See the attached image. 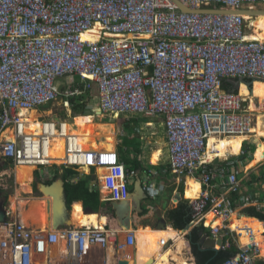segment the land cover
<instances>
[{
    "label": "built area",
    "instance_id": "1",
    "mask_svg": "<svg viewBox=\"0 0 264 264\" xmlns=\"http://www.w3.org/2000/svg\"><path fill=\"white\" fill-rule=\"evenodd\" d=\"M260 4L264 0H0V160L34 166L32 177L41 182L61 167L88 169L99 182L93 189L106 193L104 201H129L137 171L127 169L118 150L84 149L74 133L70 98L95 85L102 115L139 123L163 119L172 174L201 180V196L189 200L193 229H210L204 241L222 238L218 252L233 244L239 249L223 264L264 262L253 229L245 227L252 243L243 246L230 226L238 208L264 212V178L246 184L236 171L246 142L256 143L255 113L243 109L239 93L222 87L225 81L264 82V41L249 38L246 19L247 9ZM97 28V41L83 40ZM76 77L83 88L70 82L63 90L57 83ZM61 99L65 114H39ZM32 111L38 114L34 123ZM33 125L38 128L29 132ZM213 137L246 140L238 156L210 159V151L218 153L215 145L210 149ZM58 140L66 150L61 164L50 155ZM164 191V184L145 187L151 198ZM4 210L0 264H118L127 248L134 257L137 252L136 230L122 228L123 241L106 225L39 230ZM209 213L222 225L214 227L215 219L207 226ZM243 216L248 217L237 212L238 219ZM161 246L164 253L173 240ZM110 247L117 252L114 263ZM191 254L190 264H196Z\"/></svg>",
    "mask_w": 264,
    "mask_h": 264
},
{
    "label": "bare ground",
    "instance_id": "2",
    "mask_svg": "<svg viewBox=\"0 0 264 264\" xmlns=\"http://www.w3.org/2000/svg\"><path fill=\"white\" fill-rule=\"evenodd\" d=\"M253 9L254 8H252L251 10H253ZM246 19L250 20L251 18L249 16H247ZM250 26L252 28V32H251L249 38L252 40L264 41V14H261L258 17H256L253 20L252 24H250ZM99 34L100 33H99L98 28H97L96 30H94L91 33L90 32L85 33L82 38H83V40L97 41L100 37ZM240 95L242 98L243 109L247 112H254L256 110V104L257 103L255 104V100L251 96L250 91L246 85L241 86ZM261 96H263V95H260L259 97H261ZM59 104H61V103H59ZM55 108H56V105H52L50 107V111L53 113L55 111ZM98 112H100V111H98ZM37 116H38V114L36 111L30 112V116H29L30 122L34 123L36 121V119L38 118ZM74 122L76 125L79 126V129L82 130L79 137H80V142H81L84 149H86V150H89V149H91V150L106 149L109 151L113 150L114 145L116 144V141H115V135L111 131H107L104 134L102 141L97 142V140L95 139V136H96L95 132L93 131L94 124L90 121L89 118L77 117ZM37 128L38 127L36 125H33L30 127V129L28 131L32 132L33 130H36ZM74 132H76V131H74ZM253 133H255L256 137L259 139L260 130L258 127V123H255V128L253 130ZM244 140H246V138H244V137H237V138H231V139H225V140H218V139L213 137L210 139V142H209L210 143V149L213 148V146L215 145V148H216L218 153H217V155H213V154H211V151H210L208 155H210V159H214V158L224 159V158H227L229 156V153L234 156V150L236 149V146L241 145L240 148L242 150V142H244ZM104 141H105V143H103ZM233 142H237L234 145V150H233V145H232ZM258 148L260 149V159L264 160V142H260ZM235 152H236V150H235ZM50 155L53 159L56 160L55 162L57 164H61L66 157V150H65L64 142L61 140L56 141L54 144L53 150L50 152ZM7 164L11 165V167L13 168V173H16L17 184L20 186L21 190L24 192H29L31 189V184L33 182L32 174L35 170V167L34 166L33 167L32 166L16 167L10 163H7ZM87 170L88 169H85V171H87ZM0 175H2V174H0ZM198 182L199 181H196L194 179L187 181L186 196L190 200H197L201 196L202 186ZM31 199L32 198H30V201H25V200H21L19 198H16L14 204H12V205H13L14 210H18V213H20L21 218L24 220V222L36 227V226H38V223L40 222L38 220V217H37L38 214L40 213V211L43 208H46L47 206H46V201L44 200V198L41 200H37V199L31 200ZM38 199H40V198H38ZM36 209L39 211V213L36 212ZM45 214H46V212H45ZM234 214H237V213H234ZM72 217H73L74 225L77 227L90 226V225L100 227V226H105V225L109 224L108 217L103 216L102 218H100L101 216H99L98 214H87V213H85L83 205L81 203H76L73 205ZM44 218H45V216H44ZM215 219H216V215L214 213H209L208 216H206L204 218L205 222H208L209 226L212 225V223L214 222ZM233 219H234L233 224H235V226L237 228H244L245 229L246 226H249L251 228H254L256 226V222L253 220H250L249 218L239 220L237 217L233 216ZM36 220H38L39 222ZM44 221L46 222L47 220L45 219ZM49 221H51V220H49ZM231 222H232V220H231ZM70 223H72V218H71ZM221 225H222V219H219V220L216 219L215 222L213 223L214 227H218ZM39 226H40V224H39ZM262 226H263V223H262ZM41 227H43V226H41ZM262 229H263V227H262ZM167 230H169L168 233L171 234L170 237H172L174 246L172 248H169L168 250H166L163 253L162 252L163 248H162L161 243H160L161 241H159L157 238H155V239L152 238V240H151V238L149 236H150L152 230L150 228L144 229V231L146 233H148V236H147L148 240L149 239L150 240L142 243V241L137 237L138 238L137 249H139V250L142 249V250L148 251L150 254H152L153 258L151 259L146 255V256H140L141 258L137 259V260H144L145 259V262H147V264H190L191 257L188 254L189 246H188V243H187L186 239L184 238V236L181 233H179L177 230H174L173 228H170ZM113 232H117V231H113ZM153 232H154V230H153ZM118 233H119V235L123 234L122 236H123V238H125L124 237L125 233L122 231V229L119 230ZM125 251L124 252L126 253L125 256H126V260L128 261V264H135V262L133 261V257H132L133 255L131 253L132 249L127 248ZM124 252H121V255ZM115 254H117V252H115V249L110 247L109 257H110V261L112 263L115 262ZM123 259H125V258H123ZM40 264H45V263H40ZM139 264H141V263H139Z\"/></svg>",
    "mask_w": 264,
    "mask_h": 264
},
{
    "label": "rangeland",
    "instance_id": "3",
    "mask_svg": "<svg viewBox=\"0 0 264 264\" xmlns=\"http://www.w3.org/2000/svg\"><path fill=\"white\" fill-rule=\"evenodd\" d=\"M253 8H254L253 10H251L252 8H248L247 10L250 13H248L246 15V17L249 16L251 18L250 20H247V26H248L249 33L252 32V28H251L250 24H252L253 20L256 17H258L259 15H261V13L264 14V4L256 5ZM251 12L257 13L258 16L251 15ZM76 79H77V77L71 78V79L70 78H61L57 81V83H60L61 88H63V87L68 88L71 86L70 82L74 83V81ZM83 94L85 96L84 100H86L89 103V108L87 109V110H89V112H86L85 114H87V113L92 114V112L94 113L93 116L95 117V119L93 118L92 115H89L88 118L94 124L93 131L95 132V135H96L95 139L97 140V142H99L101 139H103L104 134L107 131H110L111 127H112V129L115 127L117 132H119L118 127H120V128L125 127L126 128V135L125 136L120 135L118 137V139H120V141H121V147L123 148V152L125 153L126 156H128L131 154V151H132L131 146L133 145V144H131L130 139H132V138L133 139L136 138L137 140L141 139V138H143V136L144 137L147 136L146 131H148V132L151 131L148 127L143 125L146 128V131L144 130V132L142 134L138 131L135 132L134 131L135 128L132 127L131 125L125 126L126 116H121L119 119H114L112 117L104 116L102 114L96 113L97 110L93 111L92 109H96V106L94 105V103L100 102V99L98 96V90H97V87L95 85L93 86V88L89 92L86 91ZM59 103H61V104H59ZM54 105H56L55 111L53 112L55 115H61L63 113L65 114V108L63 106V100L62 99L58 103H55ZM50 113L52 114V112L50 111V107H49V108H43V110H40L39 114L44 116V117H47V116L51 115ZM255 115H257V114H254L255 123L260 124V122H259L260 116H255ZM127 116H129V115H127ZM158 119H162V118L160 117V118H157L154 120L155 130L152 131L153 133L152 132L149 133V135L146 138V141H144V143L141 144V146L144 149V156H142V160L146 163H149L152 165L154 164V166H156L155 169H158L157 171L159 172L160 166L168 163L169 152H168V147H167L166 135H165L163 128L161 127V122H159ZM76 127H77V129L75 130L76 132H74V133L79 136L81 134L82 130L79 129L78 125H76ZM261 128H262V124L259 125V130H261ZM115 129H113V131H115ZM103 143H105V141ZM236 143L237 142L232 143L233 148H234V145ZM242 144H243V142H242ZM240 147H241V145L236 146V149H235L236 153H237L238 149L241 150ZM114 149H115V145H114L113 150ZM255 150H256V147H253L251 149L249 161L252 160V158H253L252 154L254 153ZM249 151H248V153H249ZM237 155H239V152L237 153ZM239 158H240V156L236 158V161H237L238 168L244 172V178L243 179H245L246 181H249V180H251V178L254 175H255L254 177L257 176L258 178L264 175V166H262L264 164L261 163L259 165V163L262 162L263 160H259L258 156H257V160L255 161V163L252 166H251V163L253 160L251 162H248L245 160L241 161V160H239ZM160 159H162V160L160 161ZM157 171H154V173L155 172L157 173ZM78 172L83 176L86 174V171H78ZM0 174H2V175H0V189H3V192L0 191V205L3 206L4 209L10 207L13 211V215H14L13 217H15V218L20 217L21 218L20 213H18V210H14L13 205H12V204H14L16 198H19V199L25 200V201H30V198H32V199L42 198L43 199L44 195L41 193V190L39 189L40 186L42 185L41 181H34V179H35L34 178L33 179L34 183L31 184V189L29 191L30 193L22 191L20 186L17 184L16 173H13V168L11 167V165L7 164L6 162H3L2 160H0ZM78 178L80 179V177H78ZM158 184L159 183H156V185H158ZM173 185H174L173 179H169V181L167 182L166 192H163V194L161 195V198L158 200H150V201L148 200L147 201L146 205L148 206V210H149L148 213L144 216H141V215L135 216L136 225L138 228L144 227L146 225H149L150 227L153 226L154 228L156 227L155 225L158 223L157 217L161 216V215L164 217V215H165L164 210H163V208H164L163 202L166 203L168 201L167 205H169L170 208H173V207L175 208V206H177V202L174 203L172 197L168 196L169 193L171 194V189H172ZM35 186L37 187V189L35 188ZM181 187H182L181 188L182 192H184V185ZM133 188H134V186L132 185L131 190H133ZM178 191L181 192L180 190H178ZM186 198H187V196H186ZM46 199H52V198H50V196H45L44 200L46 201ZM170 199H172V200H170ZM150 204L155 205V206H153V209H149ZM243 210H245V208H238L236 210V213L243 211ZM108 213L109 212L106 209L101 212V214L103 216H107L109 218L110 224L108 226V229H112L111 225H112L113 220L115 221V219L110 213L109 214ZM45 216H47V220H48L49 214H47ZM233 216L237 217V214H234ZM244 218L245 217H243L239 220H243ZM217 220H219V219H217ZM233 221H234V219L232 217V222H231L230 226H231L232 230H236L238 228L235 226V224H233ZM49 222H51V221H49ZM70 224H72V223H70ZM116 224L119 228H122L121 226H119L118 222H116ZM154 231L156 233H155V236H153V235L150 236L151 240H152V238L153 239L157 238L159 241L165 240V238H164L165 231L164 230H157L156 229ZM188 235H189V231L187 232V234L184 235V236H186V239H188L187 238ZM118 236H119L120 241H123L125 239L121 235H118ZM124 237H126V236H124ZM140 240L142 242H144L142 239H140ZM171 240H172V237H171ZM146 241H148V240H146ZM188 253L191 254V250H188ZM262 257L264 258V256H262Z\"/></svg>",
    "mask_w": 264,
    "mask_h": 264
},
{
    "label": "trees",
    "instance_id": "4",
    "mask_svg": "<svg viewBox=\"0 0 264 264\" xmlns=\"http://www.w3.org/2000/svg\"><path fill=\"white\" fill-rule=\"evenodd\" d=\"M244 82L252 83V80H244ZM74 86L80 87V88L84 87L79 77H77V79L74 81ZM222 87L226 91H233L234 84L225 81ZM62 89L65 90L64 87ZM253 93L254 95L256 93V96H254V99H257V102L259 103V106L258 104H257L258 107L256 106L257 112L259 114H264V111L262 110V107H261V105L264 103V97H261L259 99L260 95H264V82L263 81H256L254 83L252 94ZM84 99H85L84 94L77 96V97L70 98L75 116L80 117L79 115H81V117L88 118L89 114L85 115V113L88 109L89 103ZM259 121L262 124V128L260 130V137L264 138V115L259 118ZM253 147H255V145L247 142L245 145L243 154L240 156L239 160L241 161L249 160L248 151L250 150L251 152V149ZM135 150H136V156L133 159H126L123 157V155H121L122 160L124 161V163L126 164L129 170H131L132 168H135V169L143 168L141 158L139 157V155H141L140 146H137ZM238 152L241 153V150L238 149ZM256 159H257V155L254 154L251 166L255 163ZM168 172H169V175L172 174L171 168L169 165H168ZM73 175L74 176L77 175L78 177H80L81 180L75 184L69 182L68 178ZM242 175L243 174H241L240 176ZM254 176L251 178V180L247 181L246 184H252L253 182H259L261 181V179L264 178V176H261V178L260 177L258 178L257 176L254 177ZM61 177L65 182V197H66V202L69 208H71L70 206L74 202L81 201L83 202L84 208L86 210H89L92 214L100 213L102 208L109 211L110 214H113L112 208L110 207V204H109L110 202L102 203L101 198H100V192L98 190L91 189L90 183L94 178L93 175H92L93 177L92 178L91 176H87V175L83 176L75 170L66 169ZM57 178L58 176L55 179ZM47 184H51V182H48ZM35 188L37 189L36 186ZM0 191L3 192V189H0ZM237 199H238L237 194H234L232 198L234 207H236L237 205L236 204ZM148 211L149 210L146 209L143 215H146ZM244 213L250 217H253L249 219L256 222V226L252 228L256 236L254 241L257 242L258 245H264V223H263L264 222V212L260 208L249 207V208H245ZM161 219H163L162 215L157 217V220H161ZM164 219L167 220L175 230H184L193 221L192 212H191L189 203L187 201H184V202H181L177 208L168 210L167 214L164 216ZM261 222L263 223V226ZM205 223L207 224V226H209L208 222H205ZM238 229L239 230L237 231L240 236L241 244L243 246L251 244L252 240L250 236L247 234L246 230H244V228H238ZM206 235L208 236L211 235L210 229L205 228L204 226H196L192 230L190 235H188L187 237L188 240L190 241L192 253L195 257L196 264H223L227 259L235 256L239 252V249L235 244L232 245L231 249L224 250L221 252H214L212 250H202L201 240L203 239V236H206ZM259 264H264V262H260Z\"/></svg>",
    "mask_w": 264,
    "mask_h": 264
},
{
    "label": "crops",
    "instance_id": "5",
    "mask_svg": "<svg viewBox=\"0 0 264 264\" xmlns=\"http://www.w3.org/2000/svg\"><path fill=\"white\" fill-rule=\"evenodd\" d=\"M256 81H252V83H249V82H238V83H241L240 84V87H239V89L238 88H236V87H234L233 88V91H230V92H234V93H237V92H239L240 93V88H241V86L242 85H246L247 87H248V89H249V91H250V94H251V96L254 98V96H256V93H255V95H254V93L252 94V89H253V86H254V83H255ZM59 85H60V83H59ZM73 86H74V83H73ZM98 96H99V93H98ZM261 97H264V95L263 96H261ZM261 97H259V98H261ZM255 100V104L257 103L258 104V106H259V103L257 102V99H254ZM248 101V100H247ZM257 104H256V106H257ZM94 105L96 106V109H92L93 111L94 110H97V112L96 113H98V114H101L100 112H98V111H100L99 110V105H100V102H96V103H94ZM257 106V107H258ZM88 108H89V105H88ZM72 110H71V112H72V116H71V118H73L74 116H75V114H74V112H73V107L71 108ZM262 110L264 111V109L262 108ZM86 112H89V110H87ZM252 113H255V114H257V115H255V116H262V115H264V114H259L258 112H257V109L254 111V112H252ZM68 114V113H67ZM87 114H89V115H94V113L92 112V114L91 113H87ZM86 115V114H85ZM79 116H81V115H79ZM82 116H84V115H82ZM78 116H75V118H77ZM93 118L95 119V117L93 116ZM114 119H116V118H114ZM159 120V122H161V127L163 128V130H164V132H165V135H166V139H167V134H166V130H165V125H164V121H163V119H158ZM75 121V120H74ZM260 122V121H259ZM75 123V122H74ZM260 124H261V122H260ZM260 124H258V127H259V125ZM132 126V127H134L135 129H134V131L136 132V131H138V132H140L141 134L144 132V130L146 131V128L143 126V125H145L146 127H148L151 131L150 132H148V131H146L147 133H146V135L148 136L149 135V133H151L152 131H154L155 130V122H154V120H146V121H144V123H139L138 122V120L135 118V117H131V120H126L125 119V126ZM114 127V126H113ZM74 129H77V128H74ZM113 129H115V127L113 128ZM113 129H112V127L110 128V131L115 135V141H116V144H115V149L114 150H118L117 152L120 154V157H121V155H123V157L124 158H126V159H133L135 156H136V150H135V148L137 147V146H140V148H141V155H139V157L141 158V161H142V165H143V168H141V169H135V168H132L131 170H129L128 168V170L129 171H132V170H136L137 171V173H138V175H137V177H135L134 178V181H133V186L135 185V183L136 182H138V181H140L141 183H142V185L144 186V187H146V186H148V185H150V184H155L156 185V183H159L158 185H160V184H164L165 186H166V189H167V182L169 181V179H173V183H174V185H173V187H172V189H171V194L169 193V197H172V199H173V202L175 203V198H176V195L177 194H182V196H183V200H182V202H184V201H187L188 203H189V200L190 199H188V198H186V191H187V186H186V184H187V181L188 180H192V179H194V180H196V181H199L198 183H201V180L200 179H198V178H196V177H190V176H188V177H186V178H182L181 180H178V179H176V177L173 175V174H170L169 175V172H168V165H169V160H168V163H166V164H164V165H161L160 166V168H159V176H157L155 173H154V171H157L158 169H155V167L156 166H154V164L152 165V164H149V163H146V162H144L143 160H142V156H144V149H143V147L141 146V144H143L144 143V141H146V138H147V136L146 137H144L143 136V138H141V139H136V138H132V139H130V141H131V144H133L132 146H131V148H132V151H131V154L130 155H128V156H126L125 155V153L123 152V148L121 147V141H120V139H118V137L120 136V135H126V128L125 127H118V131L119 132H117V130L115 129V131H113ZM153 133V132H152ZM151 135V134H150ZM119 140V141H118ZM100 141H102V139L100 140ZM260 142H264V138H261V137H259V140L258 139H256V143H250V144H253V145H255V147H256V150H257V152H256V150L254 151V153L252 154V157H254V154L255 155H257L258 156V158H259V160H261L260 159V149L258 148V146H259V143ZM167 147H168V143H167ZM100 150H102V149H100ZM103 150H106V149H103ZM157 150V149H156ZM233 150H234V148H233ZM155 151V150H154ZM153 151V152H154ZM152 152V153H153ZM168 152H169V149H168ZM256 152V153H255ZM237 153H238V151H237ZM237 153L235 152V150H234V156H238L237 155ZM250 151H249V153H248V155H249V158H250ZM240 154V153H239ZM122 159V158H121ZM151 160V159H150ZM162 159H160V161H161ZM252 160H253V158H252ZM252 160H245V161H248V162H251ZM257 160V159H256ZM123 161V160H122ZM152 161V160H151ZM159 161V162H160ZM158 162V163H159ZM123 163H124V161H123ZM152 163V162H151ZM261 163V162H260ZM125 164V163H124ZM264 164V163H263ZM126 165V164H125ZM260 165V164H259ZM158 166V165H157ZM262 166H264V165H262ZM127 167V166H126ZM67 168H65V167H61L60 168V171L59 172H55V173H51V175L52 176H54L51 180H48V181H45V182H41L42 184H47L48 182H51V184L53 183V182H55V181H62V182H64V180L62 179V175H63V173L65 172V170H66ZM155 169V170H154ZM72 170H74V169H72ZM76 171V170H75ZM236 171H239V173H240V175L241 174H243L242 176H243V178H244V172L243 171H241L239 168L236 170ZM78 172V171H77ZM172 173V172H171ZM85 175H87V174H85ZM58 176V178L57 179H55L56 177ZM87 176H91L92 177V175H87ZM93 178V177H92ZM189 178V179H188ZM191 178V179H190ZM261 178V177H260ZM165 179V180H164ZM81 179H79L78 178V176L76 175V176H71V177H69L68 178V181L69 182H71V183H73V184H75V183H78L79 181H80ZM243 180H245V179H243ZM186 181V182H185ZM246 181V180H245ZM95 182H97L98 184H99V182L96 180L95 181V179L93 178V180L91 181V183H90V187H91V189H93L94 188V184L96 185V183ZM246 183H247V181H246ZM254 183H257V182H253L251 185H253ZM64 184H65V182H64ZM158 185H156V186H158ZM184 185V192H182V187L181 186H183ZM253 189V188H252ZM94 190H98V189H94ZM178 190H180L181 192H179ZM99 191V190H98ZM100 192V198H101V202L102 203H107L106 201H104L103 200V198L105 197V192H103V191H99ZM164 192H166V191H164ZM173 194V195H172ZM148 196V195H147ZM161 198V195L159 196V197H157V198H151V197H147V199L150 201V200H158V199H160ZM168 198V197H167ZM42 198H40V199H38L37 198V200H41ZM169 199V198H168ZM172 199H170V200H172ZM185 199H188V200H185ZM168 202V201H167ZM167 202L165 203V202H163V210H164V214L166 215L167 214V212H168V210H170V209H175V208H177L178 207V205L180 204H178L177 203V206H175V208L173 207V208H170L169 207V205H167ZM67 203V202H66ZM76 203H81L82 205H83V202H74L70 207L71 208H69L71 211H70V213L72 214V209H73V205L74 204H76ZM147 203V202H146ZM173 203V204H174ZM110 204V203H109ZM46 206H47V204H46ZM45 206V207H46ZM68 206V205H67ZM153 206H155L154 204H150V206H149V209H153ZM2 208H3V210H4V207L2 206ZM47 208V207H46ZM46 208H43L41 211H40V213H39V211L36 209V212L37 213H39L38 214V220L40 221H38V220H36V221H38L39 223H38V226H33V225H30V226H33L34 228H36V229H39V230H45L46 228L47 229H54L53 228V220H51V222H49V220H47V216H45V215H47L48 213H47V209ZM83 208H84V205H83ZM6 209V208H5ZM7 209H11L10 207L9 208H7ZM147 209H148V206H147ZM12 210V209H11ZM103 210H105V209H101V211H100V213H97L99 216H101L100 218H102L103 217V215L101 214V212L103 211ZM5 211V210H4ZM45 212H46V214H45ZM109 212V211H108ZM244 215H247V214H245L244 213V210L243 211H241ZM42 213V214H41ZM110 213V212H109ZM108 213V214H109ZM163 214V215H164ZM111 215H113V214H111ZM164 215V216H165ZM21 216V215H20ZM44 216H45V218H44ZM49 216H52V214L50 213L49 214ZM138 216V215H137ZM144 216V215H143ZM248 216V215H247ZM105 217H107V216H105ZM114 217V216H113ZM245 218H247V217H245ZM244 218V219H245ZM47 220L46 222L44 221V220ZM109 219V218H108ZM163 219H164V217H163ZM162 220V219H161ZM42 221V222H41ZM160 220H158V222H159ZM167 221V220H166ZM45 222V223H44ZM39 224H40V226H39ZM48 224V225H47ZM51 224V225H50ZM109 224H110V220H109ZM109 224H107V225H109ZM69 225H71V224H69ZM69 225H64V226H69ZM72 225H74V222H73V217H72ZM135 225H136V221H135ZM41 226H43V227H41ZM64 226H60V227H58L57 229H60V228H62V227H64ZM147 226V227H146ZM146 226H144V227H137V225H136V228H135V230L137 231V233H136V235H137V237L139 238V239H142L144 242H147L146 240H148V238H147V236H148V233H146L145 231H144V229H146V228H150L152 231H151V234H150V236L151 235H153V236H155V231L153 232V230H156L153 226L152 227H150L149 225H146ZM156 226V225H155ZM111 227H112V229L111 230H113V231H119V230H121L118 226H117V224H116V222L113 220V222H112V225H111ZM115 228V229H114ZM154 228V229H153ZM170 228H173L172 226H171V224L167 221V228L166 229H162V230H164L165 231V233H164V238H165V241H168V240H171V235H170V233H168V231L169 230H167V229H170ZM46 229V230H47ZM174 229V228H173ZM132 230V229H131ZM175 230V229H174ZM237 230H239V229H236V230H234V231H237ZM143 231V232H142ZM179 233H183L182 235L184 236L185 234H187V232H188V230H177ZM123 234H121V236H122ZM126 235V234H125ZM149 236V237H150ZM123 237V236H122ZM146 237V238H145ZM185 239H186V236L184 237ZM150 240V239H149ZM148 240V241H149ZM186 241H187V243H188V246H189V249L188 250H191V253H192V249H191V244H189L190 243V241L188 240V239H186ZM143 243V242H142ZM161 243V242H160ZM259 247H260V254H261V256H264V245H259ZM131 249V248H130ZM126 252V251H125ZM123 253L122 255L120 254L119 255V260H126V256H125V254L126 253ZM131 253H132V251H131ZM132 255H133V253H132ZM148 256L149 258H153V256H152V254H150L148 251H146V250H142V249H137V252H136V254H135V257L134 256H132L133 257V261L135 262V264H139V263H141V264H147V262H145V259L144 260H137V259H140L141 257L140 256ZM190 256V255H189ZM192 256H193V258L195 259V257H194V255H193V253H192ZM191 257V256H190ZM123 258H125V259H123ZM192 258V257H191ZM196 261V260H195ZM97 264H102L101 263V261H98V263Z\"/></svg>",
    "mask_w": 264,
    "mask_h": 264
},
{
    "label": "water",
    "instance_id": "6",
    "mask_svg": "<svg viewBox=\"0 0 264 264\" xmlns=\"http://www.w3.org/2000/svg\"><path fill=\"white\" fill-rule=\"evenodd\" d=\"M241 83L236 84V88L239 89ZM41 192L45 196H50L52 199H47V213L52 214V216L48 217V220H53V228L57 229L60 226L69 225L71 222L72 214L70 213V209L66 203L65 197V184L62 181H55L50 185L42 184L39 188ZM43 197V198H44ZM147 194L145 193L144 187L140 181L136 182L132 191V196L129 201L126 202H111L110 207L112 208L114 219L118 222L119 226H121L125 230H135L136 225L135 221L136 215H140L143 213V209L141 207V203L143 200L147 198ZM183 200L182 194H177L175 201L179 204ZM187 200V199H185ZM86 213H91L89 210H85ZM250 217V216H249ZM6 220L5 212L0 205V222H4ZM167 228V221L165 219L160 220L155 229L162 230ZM184 230L189 231V235L193 230L192 225H188ZM183 231V230H182ZM224 243L222 238L217 240L213 238H208L206 241L201 240L202 250H212L214 252H218L215 249L216 244L222 246ZM118 264H128L127 260H119Z\"/></svg>",
    "mask_w": 264,
    "mask_h": 264
},
{
    "label": "flooded vegetation",
    "instance_id": "7",
    "mask_svg": "<svg viewBox=\"0 0 264 264\" xmlns=\"http://www.w3.org/2000/svg\"><path fill=\"white\" fill-rule=\"evenodd\" d=\"M47 185H50V184H47ZM41 193H42V192H41ZM42 194H43V193H42ZM147 201H148V199L146 198V199L143 200L142 203H141V207H142V209L144 210L143 213L140 214L141 216H143L145 210L147 209V205H146V202H147ZM140 215H138V216H140Z\"/></svg>",
    "mask_w": 264,
    "mask_h": 264
},
{
    "label": "clouds",
    "instance_id": "8",
    "mask_svg": "<svg viewBox=\"0 0 264 264\" xmlns=\"http://www.w3.org/2000/svg\"><path fill=\"white\" fill-rule=\"evenodd\" d=\"M241 82H244V81H241ZM236 84H238V82L237 83H235L234 84V87L236 86ZM237 93H239V92H237ZM240 94V93H239ZM247 143V142H246ZM246 145V144H245ZM244 148H245V146H244ZM243 154V153H242ZM242 154H240V156L242 155ZM144 187V186H143ZM144 190H145V187H144ZM133 191V190H132ZM146 193V192H145ZM147 194V193H146ZM163 194V193H162ZM86 209L84 208V211H85ZM86 213V212H85ZM87 214H92V213H87ZM249 217V216H248ZM251 218H253V217H251ZM264 223V222H263ZM106 226H109V225H106ZM122 229V228H121Z\"/></svg>",
    "mask_w": 264,
    "mask_h": 264
}]
</instances>
